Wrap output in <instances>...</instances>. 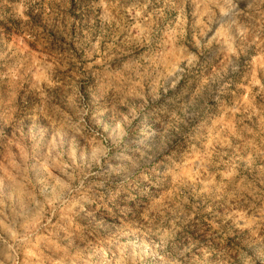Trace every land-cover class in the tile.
Segmentation results:
<instances>
[{
    "label": "rangeland",
    "instance_id": "374dc122",
    "mask_svg": "<svg viewBox=\"0 0 264 264\" xmlns=\"http://www.w3.org/2000/svg\"><path fill=\"white\" fill-rule=\"evenodd\" d=\"M0 264H264V0H0Z\"/></svg>",
    "mask_w": 264,
    "mask_h": 264
}]
</instances>
